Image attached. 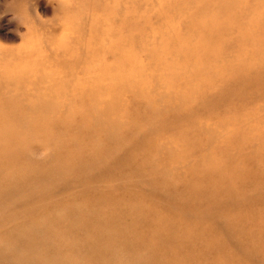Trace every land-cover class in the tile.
Segmentation results:
<instances>
[{
	"label": "rangeland",
	"instance_id": "1",
	"mask_svg": "<svg viewBox=\"0 0 264 264\" xmlns=\"http://www.w3.org/2000/svg\"><path fill=\"white\" fill-rule=\"evenodd\" d=\"M0 139V264H143L123 206L264 264V0H0Z\"/></svg>",
	"mask_w": 264,
	"mask_h": 264
},
{
	"label": "bare ground",
	"instance_id": "2",
	"mask_svg": "<svg viewBox=\"0 0 264 264\" xmlns=\"http://www.w3.org/2000/svg\"><path fill=\"white\" fill-rule=\"evenodd\" d=\"M76 67L78 66L76 65ZM233 191L235 189L231 188L227 194H236ZM228 200L229 197L225 195L220 197L221 202L214 201V204L218 207L225 206L224 204ZM123 207L120 208V211L117 208L116 210L106 211L104 223H97L96 227L90 228L91 230L84 228V237L91 239L84 241L86 243L85 247L90 249L95 248L96 257L101 256L98 250L107 253V251H110L107 248L115 245L118 249L129 252L130 254H138L141 252L144 256L143 264H210L211 259L225 252V249L221 245H216V242L205 232L190 231V229H185L181 224L169 221L159 215L157 217L149 216L146 219H140L136 214L129 215L127 219H133L135 226L131 227V230L118 229L116 228L120 227L118 221H124L126 219L121 215L125 211ZM145 216L147 215L143 217ZM240 220L236 219L232 223L227 224L226 227L227 229L229 228L228 231L230 233L238 231L239 228L237 226ZM240 243L242 244L243 242ZM243 246L244 244H242ZM263 248L252 251V256L257 255L264 260ZM92 254L95 256L93 252ZM227 258L220 264H240L239 260L231 257Z\"/></svg>",
	"mask_w": 264,
	"mask_h": 264
}]
</instances>
